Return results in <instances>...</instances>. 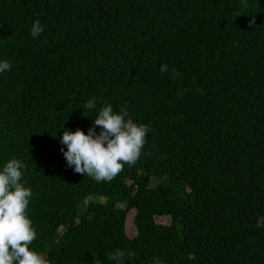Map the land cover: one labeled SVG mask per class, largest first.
Wrapping results in <instances>:
<instances>
[{
    "label": "trees",
    "instance_id": "obj_1",
    "mask_svg": "<svg viewBox=\"0 0 264 264\" xmlns=\"http://www.w3.org/2000/svg\"><path fill=\"white\" fill-rule=\"evenodd\" d=\"M4 60L0 171L26 165L30 250L48 264H116L117 248L135 254L124 264H264V0H0ZM105 103L151 131L135 164L97 182L60 137L87 134Z\"/></svg>",
    "mask_w": 264,
    "mask_h": 264
},
{
    "label": "clouds",
    "instance_id": "obj_2",
    "mask_svg": "<svg viewBox=\"0 0 264 264\" xmlns=\"http://www.w3.org/2000/svg\"><path fill=\"white\" fill-rule=\"evenodd\" d=\"M255 25L254 17L249 20ZM44 30L40 20H35L30 34L36 38ZM11 63L0 61V73L8 71ZM167 64L160 66L162 73L168 72ZM172 79L180 74L173 68ZM86 109L96 108L95 99H90L84 105ZM129 116L128 111L115 112L111 104L105 103L93 119V126L87 134L80 128L74 132L65 129L60 137V143L66 146L61 148L67 165L75 173L83 177L88 175L97 182H110L124 167L136 163L141 150L146 143V133L151 129L143 124H136ZM96 126L100 131L97 133ZM26 165L19 159L8 160L0 171V264H48L40 254L30 250L29 245L37 238L30 219L25 215L32 196L30 188L24 187L22 180ZM135 255L119 248L110 253L107 259L124 264L126 256ZM155 264H163L159 258Z\"/></svg>",
    "mask_w": 264,
    "mask_h": 264
},
{
    "label": "rangeland",
    "instance_id": "obj_3",
    "mask_svg": "<svg viewBox=\"0 0 264 264\" xmlns=\"http://www.w3.org/2000/svg\"><path fill=\"white\" fill-rule=\"evenodd\" d=\"M129 213H131V211ZM155 220L167 221L168 220V217H163L162 215H155ZM126 221L127 222L125 223V232L128 235H132L134 233V230H133V227H132V224H131L132 221L130 220V215H127V220Z\"/></svg>",
    "mask_w": 264,
    "mask_h": 264
}]
</instances>
